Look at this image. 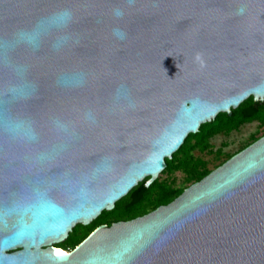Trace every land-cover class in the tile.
<instances>
[{"label": "water", "instance_id": "obj_1", "mask_svg": "<svg viewBox=\"0 0 264 264\" xmlns=\"http://www.w3.org/2000/svg\"><path fill=\"white\" fill-rule=\"evenodd\" d=\"M64 8L61 29L50 18ZM41 21L33 49L20 34ZM81 72L83 86L59 82ZM250 97L264 103V0H0V203L32 227L5 264H264V136L169 204L53 247Z\"/></svg>", "mask_w": 264, "mask_h": 264}, {"label": "trees", "instance_id": "obj_2", "mask_svg": "<svg viewBox=\"0 0 264 264\" xmlns=\"http://www.w3.org/2000/svg\"><path fill=\"white\" fill-rule=\"evenodd\" d=\"M252 122H258L264 126V103L254 101L253 98L250 97L237 109L232 110L231 115L221 113L217 115L215 120L201 125L198 133L188 135L180 149L172 155V158L170 160H165L166 167L162 173L166 175H172L175 172L184 173L188 184L187 187L200 181L212 170H209L206 167V163L194 157L192 153L198 150L211 154L212 149L209 140L212 137L222 133L229 134L233 131H237L242 125ZM263 136L264 134L261 137ZM258 139L259 138H255L252 143ZM251 144H248L239 150V152ZM232 156L233 155L226 156L225 160L215 168L222 165ZM145 183L146 180L139 183L126 197L118 201L111 211L102 212L100 217L92 224L87 226L76 225V229H74L64 243L56 247V249L68 253L78 246V244L98 226H110L119 221H128L143 216L159 206L169 204L187 188H174L166 183V181H154L149 187H146ZM78 230H80V233H77Z\"/></svg>", "mask_w": 264, "mask_h": 264}, {"label": "rangeland", "instance_id": "obj_3", "mask_svg": "<svg viewBox=\"0 0 264 264\" xmlns=\"http://www.w3.org/2000/svg\"><path fill=\"white\" fill-rule=\"evenodd\" d=\"M263 134L264 126H262L260 123L252 122L249 124H244L237 131H233L229 134L222 133L212 137L209 140V144L212 149L211 154L207 152H200L198 150H195L192 154L194 157L203 160L209 170H213L216 166H218L222 161L225 160L226 156L237 154L239 150H241L248 144H251L255 138H260ZM185 178L186 177L182 172H175L172 175L161 173L155 181H166V183L170 184L172 187L181 189L188 186ZM97 219H95L94 221H96ZM94 221H92L90 224H92ZM74 229H76V226L72 229V232ZM71 233H69V235ZM77 233H80V230H78ZM64 241L59 244L53 245V247H59L64 243Z\"/></svg>", "mask_w": 264, "mask_h": 264}, {"label": "clouds", "instance_id": "obj_4", "mask_svg": "<svg viewBox=\"0 0 264 264\" xmlns=\"http://www.w3.org/2000/svg\"><path fill=\"white\" fill-rule=\"evenodd\" d=\"M128 2L131 3L132 0H128ZM124 14L125 13L122 8L117 7L113 9V16L117 20L123 18ZM72 20H73V13L70 9H67V8L60 9L58 12L54 13L53 16L50 18L51 24L61 29L67 28L72 22ZM43 23H44L43 21L39 22L31 33H21L20 34L22 41L30 45L33 49H38L40 38L42 35L45 34L44 32L41 31ZM112 34L116 39L121 40V41L127 38L126 32H124L119 27H114L112 29ZM70 39L71 37L67 34L57 37L52 45L53 49L56 51H59L63 45L69 42ZM59 82L64 85L83 86L86 82V78H85V74L81 72L73 76H63L60 78ZM116 97L117 99H121V98L127 99L128 98L126 93L123 90V86L117 89Z\"/></svg>", "mask_w": 264, "mask_h": 264}, {"label": "snow or ice", "instance_id": "obj_5", "mask_svg": "<svg viewBox=\"0 0 264 264\" xmlns=\"http://www.w3.org/2000/svg\"><path fill=\"white\" fill-rule=\"evenodd\" d=\"M16 215L18 220L16 224L13 225V234L10 237L4 238L0 237V251L4 247H7L9 243H18L22 241V238L31 235L32 227L27 225L23 219V214L15 207L4 206L0 203V226H6L5 216ZM34 222L39 223V221L34 216ZM131 250V245L126 246L122 252L119 254L121 257ZM57 256H63V252L56 250ZM6 261H9V258L3 257L0 255V264H5Z\"/></svg>", "mask_w": 264, "mask_h": 264}, {"label": "bare ground", "instance_id": "obj_6", "mask_svg": "<svg viewBox=\"0 0 264 264\" xmlns=\"http://www.w3.org/2000/svg\"><path fill=\"white\" fill-rule=\"evenodd\" d=\"M161 173H162V172L158 173L157 177H158ZM157 177H156V178H157ZM91 222H92V221H91ZM91 222H90V223H91ZM68 234H69V233H68ZM54 248H55V247H54ZM55 249H56V248H55ZM56 250H59V249H56ZM60 251L63 252V254L66 253V252H64L63 250H60Z\"/></svg>", "mask_w": 264, "mask_h": 264}]
</instances>
